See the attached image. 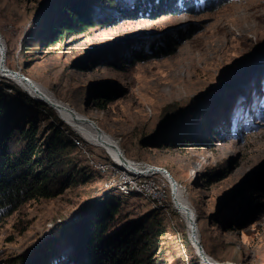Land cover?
<instances>
[{
	"label": "rangeland",
	"instance_id": "374dc122",
	"mask_svg": "<svg viewBox=\"0 0 264 264\" xmlns=\"http://www.w3.org/2000/svg\"><path fill=\"white\" fill-rule=\"evenodd\" d=\"M47 1L0 0L6 68L19 71L54 99L93 120L118 142L127 158L165 168L194 209L200 244L214 262L264 264V64L255 70L261 60V56L255 59L256 47L262 46L260 52H264V0H217L211 6L208 3V8L203 7L204 0H198L194 12L120 20L22 54L20 41ZM183 29L189 35L183 34L173 54L110 66L113 51L125 55L128 43L147 49L159 37ZM0 78V84L3 80L13 83L44 104L28 106L37 118V134L45 135L49 123L62 127L74 143L71 156L88 173L86 181L54 197L27 200L0 222V262L19 255L29 257L51 238L55 223L75 220L83 207L107 195L120 198L110 232L149 214L166 228V239L156 254L162 264H201L185 218L172 201L167 178L155 174L166 194L162 204L138 193L120 194L114 180L123 178V170L104 148L81 137L55 109L10 77L0 72ZM236 83L241 85L239 90ZM219 85L231 93L228 107L211 109L206 115L214 130L219 127L221 137L209 138L201 147L182 148L161 139L159 144L148 143L163 124V107L171 103L185 106L191 98ZM6 92L15 96L11 89ZM96 99L105 104L98 106ZM170 133L174 134L163 129L159 136ZM99 163L115 166L102 171L97 168ZM190 170L196 171L191 179ZM259 184L260 194L255 196ZM55 248L53 262L73 254L65 237Z\"/></svg>",
	"mask_w": 264,
	"mask_h": 264
},
{
	"label": "trees",
	"instance_id": "16d2710c",
	"mask_svg": "<svg viewBox=\"0 0 264 264\" xmlns=\"http://www.w3.org/2000/svg\"><path fill=\"white\" fill-rule=\"evenodd\" d=\"M213 1L217 3V0H204L203 7L208 8ZM47 2L20 41L19 50L22 54L34 50L36 46H52L67 37L106 28L120 20L155 19L181 12H194L198 7V0ZM183 34L188 36L189 31L185 32L183 29L159 37L149 43L147 49L139 43L134 48L128 43L125 45V55L118 50L113 51L115 53L110 66L116 68L120 66L121 61L134 64L173 54L176 51V44L183 39ZM260 47L262 46L255 49V59L261 56L257 68H254L256 71L264 64V52H260ZM229 78L230 74L226 76V82ZM224 85L216 86L201 96L191 98L185 106L171 103L163 107L161 113L164 117L163 124L156 135L150 136L148 143L159 144L158 141L161 139L168 145L174 142L182 148L201 147L208 143L209 138L221 137L219 127L214 130L213 121H209L206 114L214 108L228 107L227 96L230 92L227 89L222 90ZM0 86V222H2L27 200L54 197L67 187L86 181L88 173L71 156L74 143L62 127L56 123H49L45 135L40 137L37 134V118L29 113L28 106L34 105L39 108L44 105L43 103L33 100L13 83H6L3 80ZM235 86H238L236 90L241 88L239 83ZM7 89H11L15 96L8 94ZM96 104L103 106L105 103H100V100L96 99ZM163 129H168L174 134L160 137ZM260 186L261 184L256 187L255 196L260 194ZM119 210L120 198L106 195L83 207L75 220L55 223L51 238L44 246L33 250L29 257L19 255L7 258L0 264H162L156 254L166 239L165 226L157 218L146 214L112 233L109 226ZM61 237L68 239L73 254L66 259L53 262L55 247ZM192 264L198 262L194 261Z\"/></svg>",
	"mask_w": 264,
	"mask_h": 264
},
{
	"label": "bare ground",
	"instance_id": "6f19581e",
	"mask_svg": "<svg viewBox=\"0 0 264 264\" xmlns=\"http://www.w3.org/2000/svg\"><path fill=\"white\" fill-rule=\"evenodd\" d=\"M0 43L3 46V40H2L1 35H0ZM4 52H6L5 48H4ZM3 66L6 67L5 65ZM3 75L10 77L14 82L20 85L28 94H30L34 98L45 102L47 105L55 109L56 112L59 114L60 118L64 120L67 124H69L71 127H73V129L79 135H81V137H83L85 140H87L88 142L94 145L104 148L107 154L109 155V157L111 158V160L117 165L116 167L122 169L123 171H126L127 169L136 174H142V175L160 173L165 178H167L169 184L171 185V191H172L171 194L175 200L174 204L176 205L174 206L178 211H180V213H182V215L185 218V221L188 227L190 241L193 243V245L196 248L198 247L197 241H199L200 243V238H199V231L197 227L196 213L194 209L192 208V206L189 204V202H187L181 196V189L179 187V183L168 173L167 170L165 172L163 171V168L159 166L141 165L140 163H137L127 158L123 154L121 148L119 147L118 142L111 135H109L106 131L102 130L97 124H95L93 120H90L88 117H85V115L80 114L77 111H73L70 107H67L65 104L54 99L45 90H43L36 82H34L33 80H30V78L27 77L30 80V82H28L10 72L3 71ZM115 145L118 148H116ZM119 151L121 154H119ZM121 156H123V158ZM112 166H115V165H112L109 163H104V164L99 163V168L98 167L97 168L102 171H108L109 167H112ZM195 172L196 171L190 170V174H189L190 179L194 175H196ZM112 177H115V176H112ZM114 182L116 184V191L118 189V192L122 195L130 194V193H138V194L143 195L147 199H149L154 204L156 203L162 204V201L166 197L165 191L163 190L164 186L162 187V185H159L156 182L155 177H144V184L128 183L127 186H120V183L128 182V175H124L123 173V178L115 177ZM157 185H158V189H157L156 196H153V194L151 193H147V189H152V187H157ZM203 251H204L203 254L202 255L200 254L201 264H232L230 262H223V263L216 262V261L214 262L213 261L214 259L211 258L205 252L204 249Z\"/></svg>",
	"mask_w": 264,
	"mask_h": 264
},
{
	"label": "built area",
	"instance_id": "2783aa9c",
	"mask_svg": "<svg viewBox=\"0 0 264 264\" xmlns=\"http://www.w3.org/2000/svg\"><path fill=\"white\" fill-rule=\"evenodd\" d=\"M99 168V166H98ZM124 175H128V182L120 183V186H127L128 183H136V184H144V177H155V174H136L132 171H129L126 169V171H123ZM157 174V173H156ZM108 181L105 183V186L108 188ZM157 187H152V189H147V193L153 194V196H156L157 194Z\"/></svg>",
	"mask_w": 264,
	"mask_h": 264
},
{
	"label": "water",
	"instance_id": "95a60500",
	"mask_svg": "<svg viewBox=\"0 0 264 264\" xmlns=\"http://www.w3.org/2000/svg\"><path fill=\"white\" fill-rule=\"evenodd\" d=\"M0 45H1V43H0ZM1 51H2V53H1ZM4 56H5V52H4V48H3V46L1 45V47H0V72H2L3 73V71L4 72H10V73H13L14 75H16V76H18V77H20L21 79H24L25 81H28V82H30V80L24 75V74H19L20 72L19 71H12V70H10V69H8V68H6V67H4L3 65H4ZM115 147L116 148H118L116 145H115ZM119 150V149H118ZM119 154H121L120 153V151H119ZM122 158H123V156H121ZM155 168H157V167H155ZM163 171H165L166 172V169L165 168H163ZM169 173V172H168ZM175 183V182H174ZM172 201H173V203L175 202V200H174V197L172 196ZM197 245H198V247H197V252L199 253V254H203V248H202V245L199 243V241H197ZM198 254V255H199Z\"/></svg>",
	"mask_w": 264,
	"mask_h": 264
}]
</instances>
